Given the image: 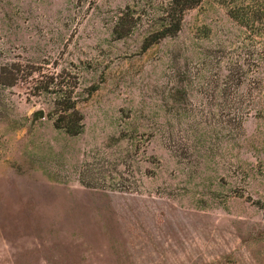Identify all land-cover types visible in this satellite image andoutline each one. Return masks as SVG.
I'll return each instance as SVG.
<instances>
[{
	"label": "rangeland",
	"instance_id": "rangeland-1",
	"mask_svg": "<svg viewBox=\"0 0 264 264\" xmlns=\"http://www.w3.org/2000/svg\"><path fill=\"white\" fill-rule=\"evenodd\" d=\"M189 4L0 0V264H264V0Z\"/></svg>",
	"mask_w": 264,
	"mask_h": 264
},
{
	"label": "trees",
	"instance_id": "trees-1",
	"mask_svg": "<svg viewBox=\"0 0 264 264\" xmlns=\"http://www.w3.org/2000/svg\"><path fill=\"white\" fill-rule=\"evenodd\" d=\"M174 6H179V11L183 10L185 7H189L192 4H189L190 0H172ZM175 9V8H174ZM66 105L63 108L64 111H70L69 115L59 114L55 118L54 126L57 129H63L66 133L70 135H77L83 129V115L75 108V102H70L66 100ZM66 118V120H65ZM65 122V123H64Z\"/></svg>",
	"mask_w": 264,
	"mask_h": 264
},
{
	"label": "water",
	"instance_id": "water-1",
	"mask_svg": "<svg viewBox=\"0 0 264 264\" xmlns=\"http://www.w3.org/2000/svg\"><path fill=\"white\" fill-rule=\"evenodd\" d=\"M44 116V110L40 109V110H37L35 111L32 116H31V120L29 122V126L32 127L33 124L35 123V121L38 119V118H42Z\"/></svg>",
	"mask_w": 264,
	"mask_h": 264
}]
</instances>
